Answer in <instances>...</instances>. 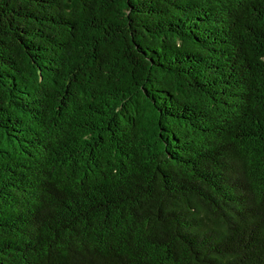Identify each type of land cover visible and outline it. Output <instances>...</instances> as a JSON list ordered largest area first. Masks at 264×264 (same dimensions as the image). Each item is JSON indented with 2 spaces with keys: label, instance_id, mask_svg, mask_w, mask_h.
<instances>
[{
  "label": "trees",
  "instance_id": "obj_1",
  "mask_svg": "<svg viewBox=\"0 0 264 264\" xmlns=\"http://www.w3.org/2000/svg\"><path fill=\"white\" fill-rule=\"evenodd\" d=\"M0 264H264V0H0Z\"/></svg>",
  "mask_w": 264,
  "mask_h": 264
}]
</instances>
